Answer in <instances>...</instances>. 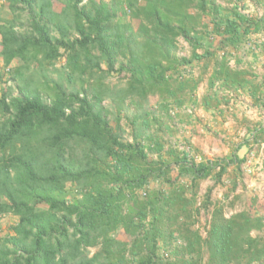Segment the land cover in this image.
<instances>
[{
    "label": "trees",
    "instance_id": "1",
    "mask_svg": "<svg viewBox=\"0 0 264 264\" xmlns=\"http://www.w3.org/2000/svg\"><path fill=\"white\" fill-rule=\"evenodd\" d=\"M54 1L5 0L12 10L36 6L29 34L0 23L1 55L7 65L17 62L21 83L18 95L4 87L0 96V216L15 217L0 237V264H264V235H252L264 229V199L230 216L214 204L206 235L197 227L211 199L209 190L197 205L201 181L220 182L223 159L197 162L188 141L166 149L148 132L149 114L130 121L132 137L124 139L101 106L107 97L122 109L127 100L143 105L159 95L167 109L169 98L181 104L185 91L192 101L191 69L212 55L207 38L223 50L211 86L252 85L230 67L225 49L264 32V15L215 0H123L122 19L113 21L108 4L86 10L83 0H67L56 13ZM128 12L139 20L137 30L123 19ZM179 37L193 47L191 57L176 56ZM61 49L70 81L99 75L91 96L48 83L46 71ZM33 64L45 81L25 76ZM115 70L129 75L123 88L103 81Z\"/></svg>",
    "mask_w": 264,
    "mask_h": 264
},
{
    "label": "crops",
    "instance_id": "2",
    "mask_svg": "<svg viewBox=\"0 0 264 264\" xmlns=\"http://www.w3.org/2000/svg\"><path fill=\"white\" fill-rule=\"evenodd\" d=\"M61 4V0L54 1L53 11L61 13L67 3L59 9L57 5ZM4 6L8 4L5 2ZM195 12L191 10V13ZM263 14L252 12L247 15L261 17ZM200 27L196 29L202 30ZM1 43L0 33V55ZM205 44L210 46L212 55L202 60L206 71L202 75L201 106L197 109L198 114L188 115V121H181V129L185 140L202 152L204 159H223L226 162L220 182L212 177L205 179L215 184L212 191L218 190L223 202L235 196L245 199L243 204L248 206L253 198L264 199V32L251 35L236 48L225 47L230 54V67L244 72L252 82L244 88L228 87L223 81H215L211 86L213 75L219 70L216 62L221 61L223 50L218 39L207 38ZM198 53H205V49L198 50ZM246 65L250 66L245 68ZM188 111L192 113L191 107ZM195 129L202 132L201 138L195 135ZM176 142L181 144L182 140H174V146Z\"/></svg>",
    "mask_w": 264,
    "mask_h": 264
},
{
    "label": "rangeland",
    "instance_id": "3",
    "mask_svg": "<svg viewBox=\"0 0 264 264\" xmlns=\"http://www.w3.org/2000/svg\"><path fill=\"white\" fill-rule=\"evenodd\" d=\"M57 1V0H55ZM66 0H61V3H66ZM123 0H83L79 7L85 8L86 10L91 8L94 3L97 4H108L109 8L112 10L114 18L122 17V11L120 10V4ZM59 3V2H58ZM217 5H221L225 9H234L237 8L243 14H251L252 12H261L264 13V0H215ZM57 5L60 9L63 7L62 5ZM20 9L12 10L8 6L2 7L0 23L1 25H8L10 22H13L15 31L19 34H29L31 32L30 26V18L29 12L35 11L36 6H20ZM264 15V14H263ZM113 19V21H115ZM124 21H131L134 29H138L139 20L131 18L130 12L127 14V18H123ZM209 18L203 17L202 23H208ZM201 28V27H200ZM58 32L54 31L53 36H58ZM77 37L75 33H72L70 36L71 39ZM216 39V38H215ZM200 51V49H199ZM193 53V47L191 44L184 38L179 37L177 41V47L175 50V54L178 57H191ZM264 53V49H263ZM59 57L53 62V65L47 69L46 75L49 80L48 83L50 86H53L52 81L60 82L68 93L78 91L83 94L91 96L93 91V83L95 82L94 77H98L99 75H95L94 77H90L85 75L84 77H80L79 75H75L74 81H70L68 73L64 70V65L66 63V55L64 50L61 49L59 52ZM214 60V58L212 59ZM10 66V72L6 73V67ZM17 62L14 61L11 65H7L5 59L0 55V96L2 95V91L4 87L9 89L10 95H18L20 92L19 86L21 85L20 81L16 79L14 76L16 74L15 69L17 68ZM250 65H246L245 68H248ZM243 67V65H242ZM105 69V65L102 66ZM264 68V67H263ZM117 69V68H116ZM205 64L202 62L200 65H196L191 69L192 77L197 81L195 91H194V102L191 101L188 91H185L184 94H180L181 96H185L183 102L181 104L175 103L173 98H169V108H165L162 101L159 99V95H150L148 97V101L143 103V105L131 104L129 100L126 101L125 105L122 109H119V104L115 102L111 98H105L102 101L101 106L104 109V113L106 118L109 121V125L118 130L124 139L131 140V125L130 121H134L135 118L149 114L148 118L150 120V127L148 128V132L154 134L156 137H159L162 142L165 144L166 149L170 148L173 145L174 140H182V143L176 142V145L179 148H182L185 145L186 141L183 131L181 121H188V115H196L198 114V107L201 106V98H202V75L205 74ZM24 74L27 78H33L36 83L39 80H43L42 76H40V69L36 64H33L29 69L24 70ZM97 74L101 75V72ZM128 74L126 72L118 73L115 70L111 75H105L104 82L108 84L112 88L120 89L123 88L128 80ZM84 80V81H83ZM45 81V79L43 80ZM84 82V84H83ZM86 90V91H84ZM45 99L49 101L48 97L45 96ZM191 107L192 113H189L188 108ZM195 112V114H194ZM199 117V116H197ZM0 119H2V114L0 112ZM138 121H141V118H138ZM201 130L200 127L197 128ZM195 135L199 136L202 134L201 131H196ZM201 138V137H200ZM175 143V142H174ZM175 145V146H176ZM176 146V147H177ZM196 155L202 156V152H199L195 149ZM155 157V155H152ZM203 158V156H202ZM215 184L202 180L199 188V196L202 198L205 194L211 189V199L208 210H204L199 217V228L206 229L207 223L211 217V212L214 209V204H219L225 213L226 216H230L232 213L236 211L243 210L248 206H244L245 199L232 197L231 200L227 199L223 202L219 198V191L214 190ZM220 201V202H219ZM15 223V217L12 215H6L0 217V237H4L9 234L12 224ZM253 236L264 235V229L262 231H253ZM92 254L96 251V249H92Z\"/></svg>",
    "mask_w": 264,
    "mask_h": 264
},
{
    "label": "built area",
    "instance_id": "4",
    "mask_svg": "<svg viewBox=\"0 0 264 264\" xmlns=\"http://www.w3.org/2000/svg\"><path fill=\"white\" fill-rule=\"evenodd\" d=\"M5 3V0H0V17H1V12H2V7H3V4ZM6 73H9L10 72V66H7L6 67V71H5ZM196 158V161L197 162H200L203 158H202V156H200V155H196L195 156ZM218 169H219V167H218ZM202 200H203V197L201 198L200 196L198 197V199H197V205L198 206H201L202 205ZM204 210H202V212H203ZM197 227H199V224L197 225ZM200 229V228H199ZM206 229H207V226H206ZM206 229H200V231H201V234L203 235V236H205L206 235Z\"/></svg>",
    "mask_w": 264,
    "mask_h": 264
}]
</instances>
